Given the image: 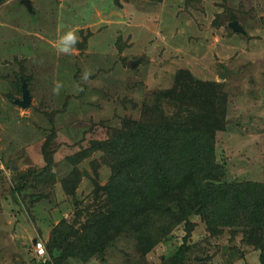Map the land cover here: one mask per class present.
I'll list each match as a JSON object with an SVG mask.
<instances>
[{
	"label": "rangeland",
	"instance_id": "rangeland-1",
	"mask_svg": "<svg viewBox=\"0 0 264 264\" xmlns=\"http://www.w3.org/2000/svg\"><path fill=\"white\" fill-rule=\"evenodd\" d=\"M30 1L32 12L20 0H0V264H46L39 259L57 264L51 253L31 257V240L44 242L74 207L82 212L80 229L94 206L95 182L103 184L109 175L108 166L100 163L94 174L89 158L83 159L77 166L88 174L74 196L65 194L62 182L73 166L69 154L78 142L107 136L122 117H141L144 104L173 86L184 70L223 81L228 90L215 140L225 178L264 182V0ZM231 20L245 33L233 31ZM69 30L79 42L70 54H61L56 43ZM85 71L92 74L82 80ZM22 79L30 94L24 107L9 99L21 96L14 85L18 81L21 89ZM168 102L159 97L167 113ZM44 147L55 150L47 160ZM5 162L19 171L39 168V180L15 190ZM152 219L154 243L146 251L135 238L140 230L128 229L114 234L102 255L67 256L61 264H165L183 241L189 245L184 264H262L259 251L240 242V233L229 239L224 229L210 237L197 223L190 232L179 224L160 236L161 223Z\"/></svg>",
	"mask_w": 264,
	"mask_h": 264
},
{
	"label": "trees",
	"instance_id": "trees-1",
	"mask_svg": "<svg viewBox=\"0 0 264 264\" xmlns=\"http://www.w3.org/2000/svg\"><path fill=\"white\" fill-rule=\"evenodd\" d=\"M261 23L264 27V16ZM181 72L184 76L178 75L173 86L158 90L144 104L141 117H122L120 125L109 127L107 136L78 142V149L69 154L73 166L62 182L65 194L74 196L78 181L88 174L77 166L83 159L89 158L94 174L100 163L108 166L109 175L103 184L95 182L94 206L90 204L80 229L76 222L82 212L74 207L72 219L63 217L49 230L45 250L54 254L57 264L67 256L83 260L100 256L114 234L128 229L140 230L135 238L146 251L154 243L152 218L161 223L156 233L160 236L179 224L190 232L197 223L210 237L224 229L229 239L240 233V242L258 250L264 264V182L228 180L225 164L216 160V132L223 128L228 90L223 81ZM14 87L21 90L18 81ZM163 96L169 98L168 113L167 107L160 109ZM13 98L9 97L19 105ZM45 149L41 152L47 160L55 150ZM95 152L98 157L91 156ZM5 166L11 169L15 190L27 188L41 175L39 168L19 171L7 162ZM144 223L149 224L141 226ZM187 249L183 241L165 264H184Z\"/></svg>",
	"mask_w": 264,
	"mask_h": 264
},
{
	"label": "water",
	"instance_id": "water-1",
	"mask_svg": "<svg viewBox=\"0 0 264 264\" xmlns=\"http://www.w3.org/2000/svg\"><path fill=\"white\" fill-rule=\"evenodd\" d=\"M21 3L24 4V6L27 8V10H29L30 12L33 11L32 8V3L30 0H20ZM229 26L231 27V29L235 32H244V28L236 21V20H231L229 23ZM137 62H134L132 60L129 61V64H136ZM227 70L225 69L224 72H221L219 77H223L226 74ZM30 99V94H29V89L26 85V82L24 79H22V84H21V96L20 97H14V101L17 102L21 107H24L25 104L29 101ZM11 165L13 166V168H16V166L13 164V162H11ZM32 243L35 242V238H33Z\"/></svg>",
	"mask_w": 264,
	"mask_h": 264
},
{
	"label": "clouds",
	"instance_id": "clouds-1",
	"mask_svg": "<svg viewBox=\"0 0 264 264\" xmlns=\"http://www.w3.org/2000/svg\"><path fill=\"white\" fill-rule=\"evenodd\" d=\"M79 42V38L76 33L72 30L65 32L61 35L56 43V50L61 54H70L75 44ZM90 71H85L81 75L82 80H87L91 76ZM62 85L57 82L53 88V92L58 94Z\"/></svg>",
	"mask_w": 264,
	"mask_h": 264
},
{
	"label": "built area",
	"instance_id": "built-area-1",
	"mask_svg": "<svg viewBox=\"0 0 264 264\" xmlns=\"http://www.w3.org/2000/svg\"><path fill=\"white\" fill-rule=\"evenodd\" d=\"M32 249L37 257H43L46 253L44 242L40 238H35Z\"/></svg>",
	"mask_w": 264,
	"mask_h": 264
},
{
	"label": "crops",
	"instance_id": "crops-1",
	"mask_svg": "<svg viewBox=\"0 0 264 264\" xmlns=\"http://www.w3.org/2000/svg\"><path fill=\"white\" fill-rule=\"evenodd\" d=\"M36 258H37V256H36ZM38 259V258H37Z\"/></svg>",
	"mask_w": 264,
	"mask_h": 264
}]
</instances>
